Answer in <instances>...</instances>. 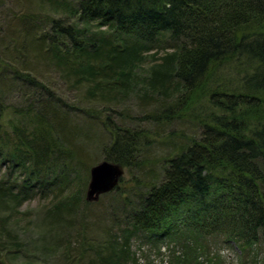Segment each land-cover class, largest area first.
I'll return each instance as SVG.
<instances>
[{"label":"trees","instance_id":"1","mask_svg":"<svg viewBox=\"0 0 264 264\" xmlns=\"http://www.w3.org/2000/svg\"><path fill=\"white\" fill-rule=\"evenodd\" d=\"M40 6L72 14L77 24L53 19L47 35L36 23L40 19L22 13L24 24L14 23L16 33L7 35L15 58L50 61L70 81L87 84L96 101L110 100L137 83L138 60L163 46L160 40L168 34L173 50L161 57L154 53L158 59L141 83L146 93L164 94L146 115L200 129L197 137L173 141V153L157 160L160 180L158 173L145 174V189L125 207L121 235L96 243L88 237L90 225L77 228V211L89 205L78 187L53 199L43 215L42 254L64 264H140L131 250L136 233L157 245L185 230L189 238L180 249L173 247L164 264H202L201 255L215 264L199 241L208 236L232 241L260 264L255 253L264 241V0H49ZM42 16L41 21L50 19ZM5 64L10 70L0 77V167L9 170L0 178V264H18L21 256L19 264H36L11 219L36 188L78 179L73 165L86 161L67 144L72 127L52 93L35 97L49 90L46 84L19 63ZM6 77L27 87L22 106L4 103ZM84 111L100 118L95 109ZM101 123L110 135L104 159L124 168L153 162L141 158L150 145L143 131Z\"/></svg>","mask_w":264,"mask_h":264},{"label":"rangeland","instance_id":"2","mask_svg":"<svg viewBox=\"0 0 264 264\" xmlns=\"http://www.w3.org/2000/svg\"><path fill=\"white\" fill-rule=\"evenodd\" d=\"M47 1L49 0H0V77L9 74L10 69L5 67V63L14 67H16V63H19L17 65L19 69L30 71L46 84L49 90L44 89V91L35 92V97L44 99L46 95L49 96V92L52 93L50 96H53L54 102L58 106L60 105L59 107L63 111L67 112V119L72 127V130H70L72 133L70 137H67L71 143L68 142L67 144L80 152L81 157L86 161L84 165L88 167V171L80 163L76 162L73 165L77 170L78 179L74 177L71 182L63 186L48 187L46 189L36 188L30 198L20 206V213L11 219L13 232L24 241L26 247H30L35 252L33 258L36 264H64L60 260L56 261V259L45 257L42 254L43 251L40 247L43 240L41 235L44 229L43 215L53 199L61 197L77 187L82 191L84 200H86L85 193L89 180V169L91 165L104 159V148L109 142L110 135L108 129L102 126V121L109 123L110 126L122 125L133 130L143 131L145 134L143 142L150 145L141 152V158L153 159V162L142 166L123 167V174L116 184L118 192L112 189L113 191L110 190L100 194L95 201L86 200L89 205L86 207L82 205V210L77 211L75 216L77 228L83 229L84 225H90L91 229L87 231L88 237L89 235L95 236V242H102L110 237L121 235V230L124 227L121 218L125 207L133 205L137 201L138 193L145 189L146 185L143 182L146 179L144 178L145 174L151 172L158 173L157 176H159L162 166L160 161L157 160L173 153L175 146L172 145V142L179 144L186 140L184 136L197 137L200 134V129L179 120L161 124L160 121L154 122L146 115L147 112L155 109L154 106L158 103V97L161 94L157 96L142 91L141 87H144L141 83L148 76L151 65L158 59L153 58L154 53H156V57H161L166 52L173 50L174 47L171 46L173 40L168 34L160 40L163 46H157V48L154 47L152 50L144 52L138 60L135 68L137 83L129 86L125 93H119L115 99L110 100L100 99V101H96V97L89 95L87 84H77L70 81L59 67H54L50 61L43 63L29 56L24 59L21 57L15 58L11 48H9L7 35L9 31L12 34L16 33V30H12V26L14 23H19V16L22 13H29V15L35 16L36 19H40L36 23L40 27L41 33L47 35L53 33V19H61V23L65 26L71 23L77 24L76 17L72 14L60 16L57 12L45 11L46 7L44 9L40 4ZM70 3L73 5L74 0H70ZM44 12L50 18L48 21H41L42 18H46V16L45 18L42 16ZM93 26H91L92 29H94ZM101 28L105 29V27ZM12 34L10 33V35ZM46 45L48 44L46 43ZM3 82L4 87H7L4 103L22 106L27 102L29 92L24 93L26 86L20 88L22 84L11 83L9 77L4 78ZM162 95L164 96V94ZM85 108L95 109L100 118H89V115L84 111ZM8 170V167H0V178L8 174ZM14 174L15 176L20 175V172L16 171ZM160 179L159 176L158 180ZM74 230L71 229V232H75ZM180 232L184 233V236L165 237L157 245L150 243L142 234L136 233L131 240V250L140 264H164L168 261L166 257L172 255L173 247L178 246L177 249H180L181 245L179 243L181 244L184 239L189 238L188 231L185 233V230H181ZM199 241L202 244H200L201 246L206 245L208 247V249H202L208 251V255L213 257L212 262L215 264H254V255L240 253V249L232 241L222 243L209 236L204 239L201 238ZM256 248L257 259L260 264H264V241H260ZM157 251H162V254L158 256ZM167 251L169 252L167 253ZM23 259L21 256L18 259V264L22 263ZM199 260L203 261L202 264H208L204 255H201Z\"/></svg>","mask_w":264,"mask_h":264},{"label":"water","instance_id":"3","mask_svg":"<svg viewBox=\"0 0 264 264\" xmlns=\"http://www.w3.org/2000/svg\"><path fill=\"white\" fill-rule=\"evenodd\" d=\"M123 166L106 159L92 165L89 169L85 198L87 201H95L99 195L112 190L123 174Z\"/></svg>","mask_w":264,"mask_h":264}]
</instances>
